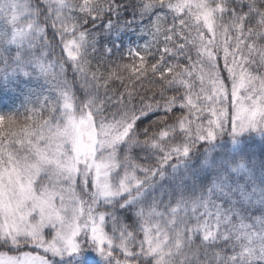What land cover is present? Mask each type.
I'll list each match as a JSON object with an SVG mask.
<instances>
[{
	"label": "snow or ice",
	"instance_id": "snow-or-ice-1",
	"mask_svg": "<svg viewBox=\"0 0 264 264\" xmlns=\"http://www.w3.org/2000/svg\"><path fill=\"white\" fill-rule=\"evenodd\" d=\"M0 81V264H264V0H0Z\"/></svg>",
	"mask_w": 264,
	"mask_h": 264
},
{
	"label": "trees",
	"instance_id": "trees-1",
	"mask_svg": "<svg viewBox=\"0 0 264 264\" xmlns=\"http://www.w3.org/2000/svg\"><path fill=\"white\" fill-rule=\"evenodd\" d=\"M144 39L146 38H140L133 33H128L124 39V50L126 51L127 48L134 47L137 44H143ZM23 87H25V85L23 84L17 86V84L15 83H7L4 81H0V114H14L17 111V109L20 108L21 99H22V97H20V88ZM4 250L5 249L0 248V251H4ZM82 258L80 257V259ZM83 264H89V263L86 262ZM90 264H95V263L91 262Z\"/></svg>",
	"mask_w": 264,
	"mask_h": 264
},
{
	"label": "rangeland",
	"instance_id": "rangeland-1",
	"mask_svg": "<svg viewBox=\"0 0 264 264\" xmlns=\"http://www.w3.org/2000/svg\"><path fill=\"white\" fill-rule=\"evenodd\" d=\"M82 257H84V258H82ZM82 259H78L77 261H76V264H83V263H95V264H105V262H104V260L99 256V255H97V253H95V252H93V251H91V250H89V251H87V252H85L83 255H82ZM70 260H71V258H69ZM87 259H89V260H87ZM70 260H69V262H70Z\"/></svg>",
	"mask_w": 264,
	"mask_h": 264
}]
</instances>
